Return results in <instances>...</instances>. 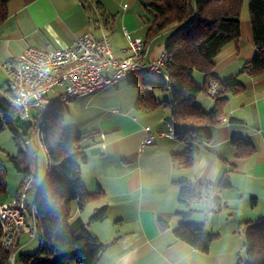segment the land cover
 <instances>
[{"label":"crops","instance_id":"crops-1","mask_svg":"<svg viewBox=\"0 0 264 264\" xmlns=\"http://www.w3.org/2000/svg\"><path fill=\"white\" fill-rule=\"evenodd\" d=\"M83 1L92 8L83 6L82 0H9L7 19L0 26V66L26 47L57 49L71 44L87 30L98 35L93 27L98 10L110 38L118 32L120 23L136 30L126 11L128 4H123L126 9L119 18L102 0L98 10L90 0ZM112 47L120 54L119 45ZM254 52L249 16L242 19L240 15L239 38L221 47L213 59V73L218 79L238 75L242 89L228 97L217 124L195 128L190 141L197 151L188 166L174 156L185 151L186 143L171 134L167 109L140 110L135 107L137 94L122 103L115 97L119 94L116 85L80 97L88 102L82 105L85 125H70L93 136L83 143L87 158L80 167L81 178L88 191L100 187L103 193L82 210L73 201L70 222L73 228L85 225L103 244L96 264H235L244 257V239L240 247L236 240L214 230H235L234 226L243 227L248 221L264 217V73H241ZM156 54L151 50L150 57ZM3 76L0 90L5 88L4 72ZM196 101L210 109L213 96L201 92ZM144 126H150L153 142L140 150L139 142L146 135ZM233 138L249 140L253 152L236 156ZM224 174L229 186L218 187ZM182 181L212 184L201 188V197L190 205L188 216L189 221L202 222L207 230L218 233L207 252L173 235L181 220L180 212L185 210L179 202ZM216 195L220 203L211 211ZM102 206H106V218L88 223L92 212ZM210 215L214 216L211 221Z\"/></svg>","mask_w":264,"mask_h":264},{"label":"trees","instance_id":"trees-1","mask_svg":"<svg viewBox=\"0 0 264 264\" xmlns=\"http://www.w3.org/2000/svg\"><path fill=\"white\" fill-rule=\"evenodd\" d=\"M90 2L98 10L100 1ZM243 2L244 0H143V7L150 16L145 41L151 42L160 33L167 34L163 47L171 60L165 68L167 79L161 77V80H155L150 76H141L128 81L138 88L136 108L153 111L161 106L169 111L171 134L186 143L185 151L174 156L185 166L192 163L197 151V146L190 141L195 128L199 125L217 124L228 97L242 89L238 75L224 79H218L214 75L213 59L223 45L239 38ZM8 3L9 0H0V26L7 19ZM248 12L255 52L244 63L241 73L258 76L264 73V0H248ZM101 16L98 10L95 19L101 21ZM194 70L203 75V83L200 85L192 77ZM211 80L217 82L219 91L213 95L211 108L204 109L196 98L201 92H206ZM154 89L167 91L168 97L157 100L153 94ZM12 112L11 105L5 108L0 104V132L4 126L10 127L19 146L17 153L8 157L14 168L23 174L20 187L13 197L18 199L26 179L31 175L35 178L29 162L35 157L37 148L29 151L27 147H22L23 135L15 129L17 127L11 118ZM63 119V111L60 106H56L44 115L40 126L42 143L47 153V167L32 204L26 202L29 209L33 206L36 214L35 234L39 237V245L34 253L18 254L16 251L15 259L18 256L23 264H96L103 247L97 236L85 225L80 224L74 228L71 226V203L76 201L78 208L82 210L87 203L100 198L103 191L100 187L95 191H88L81 178L80 167L87 158L82 138L92 133L85 134L77 126L64 125ZM92 137L87 141L92 140ZM232 144L238 157L253 152V145L247 139L233 138ZM211 186L212 184L205 182L182 181L179 189V202L185 210L180 212L181 220L173 235L176 240L200 252L208 251L218 233L207 230L202 222L189 221L188 216L191 212L190 205L201 197V188ZM226 186H229V181L227 174H224L218 187ZM5 187V170L0 159V192H4ZM213 203L215 206L211 211L219 206V196L213 197ZM106 216V206H102L92 212L88 223L102 221ZM27 220L30 230L29 219ZM243 234L245 256L235 264H264V217L246 222ZM17 246L18 242L15 247ZM10 252L11 250L0 251L2 264H9L7 257Z\"/></svg>","mask_w":264,"mask_h":264},{"label":"built area","instance_id":"built-area-1","mask_svg":"<svg viewBox=\"0 0 264 264\" xmlns=\"http://www.w3.org/2000/svg\"><path fill=\"white\" fill-rule=\"evenodd\" d=\"M93 27L98 30V35L87 30L71 44L57 49L26 47L0 66L6 75L5 88L0 92L13 107L11 118L14 120L19 115L31 120L30 128L44 153L46 167L47 153L42 143L40 126L44 115L53 107L114 86L124 78L130 80L159 75L167 79L165 68L171 57L164 47L154 57H150V42L140 37L131 39L129 31L124 29L127 46L120 48V54H116L102 21L94 19ZM57 88L62 90L57 91ZM218 91L219 85L211 80L206 92L213 96ZM51 92L53 94L50 95ZM31 110H36V118L32 116ZM143 129L146 135L139 142L140 150L153 142L150 126H144ZM90 136L86 135L82 140L87 141ZM32 178L31 175L26 179L18 199L0 204V251L11 250L7 257L9 264L15 262V246L25 218L29 219L30 233L34 235L36 231L35 211L31 205L29 209L26 203Z\"/></svg>","mask_w":264,"mask_h":264},{"label":"rangeland","instance_id":"rangeland-1","mask_svg":"<svg viewBox=\"0 0 264 264\" xmlns=\"http://www.w3.org/2000/svg\"><path fill=\"white\" fill-rule=\"evenodd\" d=\"M81 1V0H80ZM102 2L105 4V6L109 9V11L116 17L120 16L124 13L123 4H128L127 12L130 14V17L133 19L134 24L136 25V30L132 31L131 28L127 25H123L122 23L117 25L118 32L115 34V36H111V42L113 45H119L121 48L127 46V37L124 40L123 31L124 29H127L129 33V38L134 39L137 37L146 38V29H147V21L149 19V14L145 11L143 7V0H133L130 2V0H102ZM84 6V4L90 9L91 5H89L88 2H85L82 0L81 2ZM241 18H245L246 16H249L248 12V0H244L242 8H241ZM125 36V35H124ZM167 34L160 33L155 39H151V50L153 54L156 52L158 53L163 48V43L166 39ZM193 79L197 84L200 85V79L202 73L195 70L193 71ZM0 76L3 78V72H0ZM150 78L155 80H161V77L159 75H150ZM128 79L124 78L119 81L118 84H116L115 88L116 93H119L117 96H115L117 99H119L122 103L128 101L129 99H132L136 96L138 93V88L133 86ZM57 91H61L62 88H57ZM53 94L52 92L50 95ZM154 97L157 100H161L162 98L168 97V92H162L159 89L153 90ZM87 98H74L70 101H68L66 104H63L60 106L61 110L64 114L63 124L64 125H70L71 123H79L80 127H83L84 120L82 119V116L84 115V112L86 110L82 109V105L85 106L88 105V102H86ZM0 104L5 106V108L9 107L8 102L4 99V96L2 93L0 94ZM72 107V108H71ZM76 109L77 111H73ZM159 110H166L163 107H158ZM70 110V112H69ZM166 110L165 112H167ZM32 116L36 118V110H31ZM161 122V121H160ZM86 123V122H85ZM16 130H19L18 128H15ZM20 134V132H19ZM21 145L22 147H27L29 151H32L34 148H37L36 155L33 159H30V168L33 174H35V178H32V183L30 190L27 193V200L26 202L28 204H32L39 188L41 187V184L44 179L45 171H46V160L44 157L43 151L40 149L38 140L36 138V134L32 133L31 128H29V134L22 136ZM27 141V143H25ZM19 149L18 144L15 141V133L12 131V129L8 126H4V129L0 132V159L2 162V166L5 170V191L0 192V202L1 201H9L13 197H15L16 192L18 188L20 187L21 181L23 179V174L21 172H18L11 161L9 160V156L15 155ZM213 215L208 216V220H213ZM28 218H26L25 226L23 227V232L21 233L19 239L18 246L16 248V251L18 254L21 253H34L38 249L39 245V237L38 235L34 234L32 235L30 233V230H28ZM217 221V219H216ZM221 223L222 219H218ZM224 225V223H223ZM225 228V227H223ZM222 228V229H223ZM235 230H214L218 231L222 237L229 238L236 240L239 246L241 247L244 234H243V227L237 228V226H234ZM18 242V240H17ZM237 244V245H238ZM241 254L245 256V250L242 248ZM14 264H23L19 259L18 256H16Z\"/></svg>","mask_w":264,"mask_h":264},{"label":"water","instance_id":"water-1","mask_svg":"<svg viewBox=\"0 0 264 264\" xmlns=\"http://www.w3.org/2000/svg\"><path fill=\"white\" fill-rule=\"evenodd\" d=\"M31 123L30 119H23L19 115H16L14 118V125L19 129L20 134L23 136L28 134V129L30 128Z\"/></svg>","mask_w":264,"mask_h":264}]
</instances>
